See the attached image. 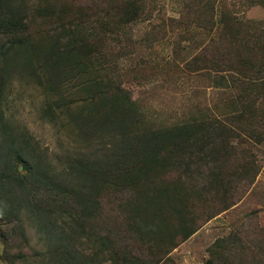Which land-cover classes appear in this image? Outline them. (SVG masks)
<instances>
[{
    "label": "trees",
    "instance_id": "obj_1",
    "mask_svg": "<svg viewBox=\"0 0 264 264\" xmlns=\"http://www.w3.org/2000/svg\"><path fill=\"white\" fill-rule=\"evenodd\" d=\"M181 1L180 17L173 20L161 10L155 15L149 0H0V99L9 66L23 72L30 66V77L46 92L48 120L80 141L103 133L114 141L110 165L82 158L73 163L70 175L77 184L60 182L25 154L2 146L5 228L28 243L21 211L5 194L9 186L28 205L31 223L47 221L40 227L51 244L34 256L36 263L174 264L172 251L235 206L242 185L246 190L253 184L259 166L243 145L253 147L264 138L263 94L236 96L225 114L195 110L154 130L139 128V110L118 64L138 24L150 26L152 42L163 25L207 32L222 25L218 39L180 70L214 75V87L223 90L230 85L224 73L264 80L253 59L238 57L264 36L240 25L234 10L237 3L264 8V0H230L231 6L229 0ZM228 53L238 59L218 58ZM169 65L178 68L173 61ZM18 259L26 260L22 251ZM206 264H264V228L244 222L210 245Z\"/></svg>",
    "mask_w": 264,
    "mask_h": 264
},
{
    "label": "rangeland",
    "instance_id": "obj_2",
    "mask_svg": "<svg viewBox=\"0 0 264 264\" xmlns=\"http://www.w3.org/2000/svg\"><path fill=\"white\" fill-rule=\"evenodd\" d=\"M149 1L156 10L155 15L161 10L165 18L179 19L182 11L181 0ZM228 4L231 6L230 0ZM235 5V19L242 23L240 25H251L254 35L264 36V8L256 5L246 9L238 3ZM240 25L236 26L241 28ZM149 27L146 23L132 27L128 54L118 61L121 73L125 75L123 86L129 91L139 110V128L154 130L164 123L176 122L182 117L192 115L195 110L207 115H215L218 112L225 114L224 110H231L236 96L253 93L264 95V80L252 82L238 76L230 79L228 74L224 73L222 77H226L231 87L228 84V88L223 90L214 87V75L209 78L206 74L180 70L181 63L190 60L205 45L218 39L222 25L211 32L187 29L183 25H163L162 33L157 35L155 42L147 36ZM263 43L264 41L257 39L258 46H254L253 51L244 52L238 57L253 59L256 63L255 73L264 75ZM218 58L230 61L238 59L230 53L226 57ZM171 61L177 64L178 68L175 65L170 66ZM27 67L29 71L25 72L12 66L7 69L5 90L0 99V154L4 148L2 146L8 144L14 151L25 154L32 163L37 162L47 174L59 177L58 180L65 184L68 181L78 183L74 180L76 178L70 175V170L73 163L81 158L90 164L104 162V165H110L112 162L109 155L113 154L114 141L106 138L104 133L97 134L93 140L80 141L82 139L48 120L43 111L46 92L30 77L31 68ZM243 147L251 151L259 166L253 184L246 190V185H242L237 192L242 194V199L235 206L205 224L172 251L169 258L174 264H206L210 245L215 240L230 235L244 222L249 221L252 226L264 228V138L259 144H253V147ZM12 162L14 161L10 159V163ZM2 164L3 160H0V169ZM15 164L17 170L24 174L22 165L17 162ZM8 188L10 191L5 194L14 202L13 206L21 211L28 243L25 244L18 233L6 229L4 224L8 220L0 216V228L2 227L6 235L4 238L5 235L0 230V264H39L34 256L44 254L51 244L46 240L48 235L42 232L44 228L40 227L47 221L42 220L40 225L31 223L32 216L28 205L21 200L16 188ZM19 251L26 256L25 261L18 259ZM61 254L62 252H58V256Z\"/></svg>",
    "mask_w": 264,
    "mask_h": 264
},
{
    "label": "crops",
    "instance_id": "obj_3",
    "mask_svg": "<svg viewBox=\"0 0 264 264\" xmlns=\"http://www.w3.org/2000/svg\"><path fill=\"white\" fill-rule=\"evenodd\" d=\"M237 94H239V93H237Z\"/></svg>",
    "mask_w": 264,
    "mask_h": 264
}]
</instances>
